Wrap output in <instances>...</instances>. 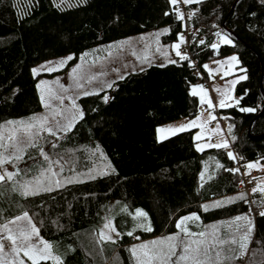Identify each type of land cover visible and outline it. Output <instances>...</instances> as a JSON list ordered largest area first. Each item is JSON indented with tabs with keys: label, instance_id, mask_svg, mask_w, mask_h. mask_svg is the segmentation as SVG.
<instances>
[{
	"label": "trees",
	"instance_id": "trees-1",
	"mask_svg": "<svg viewBox=\"0 0 264 264\" xmlns=\"http://www.w3.org/2000/svg\"><path fill=\"white\" fill-rule=\"evenodd\" d=\"M177 8L184 14L183 21L177 18ZM193 12L195 15H190ZM166 25L170 31L162 41L172 42L177 33L183 32L188 60L175 57V64L150 65L125 75L107 90L81 96L78 104L83 118L62 139L54 141L57 147L41 145L53 159L58 154L68 159V150H74L75 171L66 168L61 179L71 177L83 182L35 196L5 191L0 197V222L27 211L63 264H134L129 246L162 233H176L175 223L182 216L199 214V226L190 225L198 231L207 223L249 213V204L243 201L210 207L206 212L202 208L216 198L237 195L239 174L225 170L236 163L228 158L227 149L197 150L194 129L163 140H158L156 133L162 124L198 114L199 101L191 95V87L206 78L204 62L234 54L239 66L246 69L247 79L236 83L234 91L237 99H243L238 106L217 109V115L226 121L230 147L243 157L238 159L242 165L264 160V3L0 0V123L22 119L41 109L37 77L31 71L35 64L65 54L74 55L72 63L88 48ZM217 32L227 34L232 45L218 41ZM217 41L220 47L212 48ZM240 107L255 111L241 112ZM229 125H234L231 132ZM97 146L99 151H95ZM35 151L33 148L21 162L19 169L24 171L17 181L32 179L46 166ZM217 162L225 168L218 169ZM109 164L115 168L114 173L106 167ZM90 170L96 179H89ZM101 171L109 174L99 175ZM201 172H205L204 181ZM208 175L213 179L207 180ZM260 199V193H251V202ZM251 206L255 212L250 213L254 223L250 243L245 256L234 264H264L262 209L255 203ZM125 207L127 212L137 208L145 211L153 231L120 227L121 215L116 213ZM103 210L115 217L118 237L114 242L100 243L97 238ZM129 231L133 236L127 235ZM225 235L223 238H230L229 232Z\"/></svg>",
	"mask_w": 264,
	"mask_h": 264
},
{
	"label": "snow or ice",
	"instance_id": "snow-or-ice-1",
	"mask_svg": "<svg viewBox=\"0 0 264 264\" xmlns=\"http://www.w3.org/2000/svg\"><path fill=\"white\" fill-rule=\"evenodd\" d=\"M170 4L178 5L179 3H184L186 5L193 3H200L201 0H169ZM264 3V0H260ZM59 7V5H57ZM178 13L177 18L180 21L184 20V14L175 9ZM168 15V13H165ZM190 15H195L191 13ZM186 27V26H185ZM169 29H164L162 32L154 34L158 40L159 36L165 34ZM217 36L221 34L216 33ZM177 42L172 45L175 49V55L180 57L182 60H188L187 54H182L180 51L181 45L186 43V37L183 32L177 33ZM223 43L227 45H232L233 41L225 34L222 37ZM124 42H121L119 46H122ZM201 44L204 43L203 40L200 41ZM212 48L218 49L219 44H212ZM159 50V49H158ZM89 55L84 53L81 57ZM111 55V53H109ZM167 55V53H165ZM74 55H69L66 58H62L58 62V67H64L68 61L74 59ZM52 64L51 61L47 62ZM168 63H177L175 60H169ZM217 64H239V58L237 56L228 57L225 61H216ZM164 66V65H160ZM57 66L48 67L42 65L39 69H33L34 75H39L41 71L55 72L58 70ZM203 67L209 71L211 76L213 69L209 65L205 64ZM241 72H246V69H239ZM118 71V69H117ZM218 71V69H217ZM228 75V72L224 73ZM72 77L74 84L68 87L60 85V90L64 93L69 91V88L74 87L76 89H83L84 84L81 80L85 79V75L82 73V65H77L72 69ZM123 77H121L122 79ZM88 82L96 79L95 76L87 77ZM247 76L242 75L237 79L230 81V87H234L236 83L240 80H246ZM52 83H59L57 79L54 82L40 81L37 88L41 92V102L42 105L50 109L54 122H50L49 116L47 115H33L28 119L24 120H9L4 123H0V197L7 191L8 194L12 192H18L19 195L28 197L35 196L41 192H51L54 188L64 187L66 184L71 183H81L83 181L73 179L71 177H64L61 179L62 174L67 168L69 171H75L76 167V157L74 150H68L69 158L65 159L64 155L58 154L57 158L53 159L49 156L44 148L38 143L40 139L44 138L46 133L49 136L55 137L57 139H62L61 133L66 135L75 126L78 119L83 118V111L79 110L76 99L73 96H67V99L71 101L70 107H64L65 96L51 87ZM111 87V85H108ZM215 91L219 94L220 99L218 100V105H214L211 98L209 97L208 90L205 89L203 85H196L192 88L191 95L198 96L201 105L207 104L209 109L219 108H229L238 106L240 104L239 99H234L231 91H223L221 88H216ZM84 96L98 94L94 92L84 91L82 93ZM104 101L107 102L108 97H103ZM234 100V103H229L227 101ZM53 101L56 102V106H53ZM241 112H254L255 109L240 107ZM60 116L62 119H55V117ZM203 114L198 113L197 116L189 120L186 124L179 126H168L167 128H159L157 131L159 133H169L175 135L179 132L188 131L190 128H200L201 133H197L195 139L197 141L204 138L202 133H212L222 131L219 123H217L214 129L206 128V125L217 117L212 113H209L208 119H202ZM234 125H229L228 131L231 132ZM159 139H167L166 135H162ZM209 141L211 137L209 136ZM236 137L233 136L232 140ZM52 148L57 147L55 143L50 145ZM195 147L199 151H204L205 147L217 148V149H229L230 144L227 139L222 140L218 143L207 142L205 144L196 143ZM30 148H35L39 152L40 159L44 162L46 166L39 169L38 175L32 177V179L25 180L22 183L17 181L16 177L19 175L23 169H16L14 171H9L4 167L6 164H12L13 167L24 160V156L27 155V150ZM90 152L93 150H89ZM95 151H99V146L96 147ZM94 154V152H93ZM227 156L233 161L242 160L243 157H238L232 151H227ZM101 156L103 153L101 152ZM29 159H33L29 155ZM110 172L114 173L115 168L111 165L106 166ZM216 167L225 168L223 164L216 163ZM246 172L241 174L240 168H225L226 171L251 176L252 169H264L259 161L248 162L244 165ZM207 166L205 167V171ZM27 174V173H26ZM109 171H101L99 175H108ZM97 176L92 174V170L89 171V179H96ZM201 181L205 180V172L200 173ZM213 176L208 175L207 180H212ZM256 180V177H252ZM241 184L244 180L239 181ZM251 183V180L249 181ZM203 184H201V187ZM260 193L261 199L258 201L249 202L247 199V193H238L234 197H226L224 200L213 201L212 205H203V210L209 211L210 207L222 208L226 204H232L236 201H243L249 204V213L240 216L233 217L230 221H222L221 225H224L229 230L230 238L225 239L221 236L219 226L211 225L205 228H201L198 231H193L191 226H199L200 216L197 213H191L186 216L180 217L176 223L175 228L177 232L174 234H169L164 237L153 239L147 242H142L137 245H133L128 251L133 257L135 264H234V261L241 259L245 256L247 252L248 244L250 243V236L252 234L254 223L250 218L251 204L255 203L259 209V216L264 218V182H258L255 187L252 188V193ZM123 211H127L125 207ZM148 214L142 209L137 208L135 210V216L133 219L141 221L137 223L136 227L142 228L146 232L153 231L150 221L147 219ZM106 223L99 230V242H114L111 233L116 232V228L113 226V221L105 217ZM241 221L243 223H241ZM26 222V223H21ZM14 225L15 227H10ZM39 228L32 222L31 217L27 211L23 212L22 215L16 216L14 219L9 220L7 223L0 225V264H25V259L30 261V264H41V261L53 260L55 264H63L60 256L53 255V244L44 240L39 235ZM128 236H133V231L127 232ZM138 238V237H137ZM10 244L9 251L4 252L5 242ZM21 254H23L21 256Z\"/></svg>",
	"mask_w": 264,
	"mask_h": 264
},
{
	"label": "rangeland",
	"instance_id": "rangeland-1",
	"mask_svg": "<svg viewBox=\"0 0 264 264\" xmlns=\"http://www.w3.org/2000/svg\"><path fill=\"white\" fill-rule=\"evenodd\" d=\"M164 29H169V31H170L169 26L166 25V26H161L158 28H153V29L141 32V33L132 34V35H129L126 37L118 38L116 40L110 41V42L105 43V44L93 46L91 48L84 50L82 53H80L77 56V58L75 59V61H73L72 63H70V61H68L67 64L62 68L58 67V62L62 58H66L69 55H73V54H65L62 56L55 57V58L43 60V61L35 64L32 67L31 71L34 68L39 69L42 65H46L48 67L57 66L58 70L55 72H51V73L46 72V71H41L39 73V75H36V77H37L36 89H37V92L39 95L41 109L32 113L31 115H29L27 117H23L22 119L26 120L29 117H32L33 115H47V116H49L50 122H54L50 109L45 108L41 102V92H40V89L37 88V85L42 80L54 82L58 79L59 83L58 84L52 83L51 87L57 91H60L61 94L65 96L64 107H70L71 106V101L67 99V96L71 95L76 99V104H77L79 110H81L79 107V104H78V99L81 96H84L82 94L84 91L98 93V92H101L103 90H107L110 88V87H108V85H111V87H112L113 84L117 80L121 79V77H124L125 75H127L129 73L141 71L150 65H163V64H167L169 60H175V57H178V56L175 55V49L172 48V45L175 42H177L178 37L176 40H174L172 42H163L162 36L164 34L160 35L158 40H157L156 36L154 35L156 33L162 32ZM169 31L167 33H169ZM167 33H165V34H167ZM223 36L224 35L221 34L218 38V41H221L223 43V40H222ZM218 41L215 42V44H218ZM121 42H124V43L122 44V46H119ZM180 51L182 54H187V42L181 45ZM84 53H88L89 55L84 56L83 59H81V57ZM109 53H111V55H109ZM165 53H167V55H165ZM233 55L234 54L226 55V56H222V57H216V58H212L210 60L205 61L203 65L207 64V65H209V67L211 69H213V72L210 76L209 71L204 68V70L206 72L205 80L208 82V84L205 80L201 79L198 83L194 84L191 87V92H192V88L194 86L203 85L205 87V89L208 90L209 97L211 98L214 105H218V100L220 99L219 94L215 91L216 88H221L223 91H231L234 99H237L235 97V94H234L236 84L234 85V87H230L229 82L237 79L238 77H240L242 75H245L244 72H241L239 70L243 67L239 66V64H233V65L223 64V65H221V64L215 63L216 61H225L228 57H231ZM234 56H236V55H234ZM49 61H51L52 64H48L47 62H49ZM77 65H82V73L86 77L85 79L81 80V83L84 84L83 89H76L74 87H71V88H69V91L67 93L62 92L60 90V87H59L60 85H64L65 87H68V86L74 84L73 77H72V69L74 67H76ZM117 69H118V71H117ZM217 69H218V71H217ZM225 72H228L229 74L225 75L224 74ZM32 74H33V71H32ZM90 76H95L96 79H93V80H91V82H88L87 77H90ZM197 98L199 101L198 96H197ZM227 102L234 103V100L227 101ZM52 103H53V106H56L55 101H53ZM199 106L200 107H199L198 113L203 114L202 119H208L209 113H212L213 115H215L217 117L216 120L210 121L206 125V128L214 129L216 127L217 123H219L222 131L216 132L215 134L202 133L204 138L197 141L195 139V136L197 133H201V129L198 127L190 128V129H194L193 138L195 140V145H196V143H201V144H205L207 142L218 143L224 139L228 140L227 135H226L227 123L224 119H221L217 115V109H219V107L217 106L214 109H209L208 105L206 103L201 105L200 102H199ZM195 117H193V118H182V119H179V120H176L173 122L162 124V125L157 127V130L159 128H167L168 126H179L182 124H186L189 120H192ZM55 119H62V117L57 116V117H55ZM14 120H21V119H14ZM156 134H157L158 140H162V139H159V137L162 135H166L167 137L171 136V134H169V133H159L158 131ZM63 135L64 134L61 133V136H63ZM209 136L211 137L210 141L208 139ZM55 140H58V139L55 137L49 136L45 133L44 138L40 139L38 141V143L40 145L45 144L44 146L46 147L47 144L55 143L54 142ZM228 142H229V140H228ZM45 147H43L44 151H45ZM208 148L209 147H205V149H208ZM32 150H33V148L28 149L27 153H31ZM36 151H37L38 157L40 158L39 152L37 149H36ZM27 157H28V155H25L24 160ZM256 161H259L262 165H264V160L263 161H261V160L247 161V162L243 163V170H242L243 173L246 172V169L244 168V165L246 163L256 162ZM21 165H22V163L20 162L19 164H17L15 166V168L13 167L12 164H6V165H4V167L7 168L9 171H14L16 169L21 168L22 167ZM253 170H258V169L254 168V169H252V171ZM257 181L258 182H264V169H263V172L260 175V177L257 179ZM232 197H234V196H232ZM225 198L224 197L218 198L217 201L224 200ZM205 205L211 206L212 202H210L209 204L207 203ZM22 214L23 213H21L20 215H22ZM116 215L117 216L121 215V221H119L120 227L125 228V229H130V228L137 229V228H139V227H136V225H137V223H139L141 221H137V220L133 219V217L135 216V211L134 212H132V211H128V212L127 211H120V212H117ZM17 216H19V215H17ZM29 216L31 217L30 214H29ZM100 216H101V224L99 225V228L96 232L97 238L99 237V230L103 227V224L107 222L105 220V217H107L108 219L113 221V226L116 228V232L111 233V234H112L114 240L117 239L118 232H117V225H116L114 215L110 214V216H108L107 211L103 210ZM14 218L0 222V225L7 223L9 220H12ZM231 218L232 217L225 218L223 221H228V219H231ZM31 219H32V217H31ZM32 222L38 228V225L34 222L33 219H32ZM220 222H222V219H221V221H219L215 224H207V225H205V227H208L211 225H218L221 236L225 237L226 236L225 231L229 232V230H226V227L224 225H221ZM21 223H26V222H21ZM10 227L14 228L15 226L10 225ZM192 230H193V228H192ZM223 232H224V234H222ZM167 235H169V234L168 233H162L160 235L150 237V238L145 239V240L135 241L131 244V246H129V249L133 245H137V244H140L142 242H147V241L157 239L160 237H164ZM40 237H42V236L40 235ZM44 240H46V239H44ZM46 241H48V240H46ZM9 248H10V244L6 241L4 252L7 253L9 251ZM22 255L23 254H21V256ZM53 255L59 256L55 251H53ZM132 260H133V263L135 264L133 257H132ZM49 261L51 262V264H55V261H53V260H49ZM25 264H30V261H27V259H25Z\"/></svg>",
	"mask_w": 264,
	"mask_h": 264
},
{
	"label": "built area",
	"instance_id": "built-area-1",
	"mask_svg": "<svg viewBox=\"0 0 264 264\" xmlns=\"http://www.w3.org/2000/svg\"><path fill=\"white\" fill-rule=\"evenodd\" d=\"M181 6L183 8V5H181ZM203 80H205V79L203 78ZM207 84H208V82H207ZM227 151H232L234 153V151H233V149L231 147L229 149H227ZM235 162L236 163L233 166H231L230 168H237L238 167V168H240V173L243 174V171H242L243 170V165L238 160L235 161ZM262 172H263V169H258V170H253L251 172V176L239 174V180L237 182V192L238 193H241V192L247 193L248 194V199H249L250 202H251V200H250L251 191H252V188H253V183L255 181V180L252 179V177H256L257 178L259 175L262 174ZM241 179L244 180L243 184H241L239 182ZM250 180H251V183H249ZM251 211L255 212V209L252 206H251Z\"/></svg>",
	"mask_w": 264,
	"mask_h": 264
},
{
	"label": "crops",
	"instance_id": "crops-1",
	"mask_svg": "<svg viewBox=\"0 0 264 264\" xmlns=\"http://www.w3.org/2000/svg\"><path fill=\"white\" fill-rule=\"evenodd\" d=\"M172 136V135H171ZM169 137V136H168ZM163 140V139H162ZM260 177V175L257 177V179ZM257 179L254 181V183H253V187H255L256 186V184L258 183V181H257ZM251 193H252V191H251ZM259 193V192H258ZM235 194H238V192L237 193H235ZM261 195V194H260ZM232 196H235L234 194L232 195ZM225 198V197H224ZM217 199L218 198H216V199H214V200H211L210 202H213V201H217ZM252 212V211H251ZM236 216H240V215H235L234 217H236ZM233 218V217H232ZM231 218V219H232ZM231 219H228V221H230ZM241 223H243L242 221H241ZM208 224V223H207ZM210 224V223H209ZM213 224V223H212ZM226 230H228L227 229V227H226ZM230 237V236H229Z\"/></svg>",
	"mask_w": 264,
	"mask_h": 264
},
{
	"label": "water",
	"instance_id": "water-1",
	"mask_svg": "<svg viewBox=\"0 0 264 264\" xmlns=\"http://www.w3.org/2000/svg\"><path fill=\"white\" fill-rule=\"evenodd\" d=\"M257 137H260V136H257ZM257 137H254V138H257Z\"/></svg>",
	"mask_w": 264,
	"mask_h": 264
}]
</instances>
